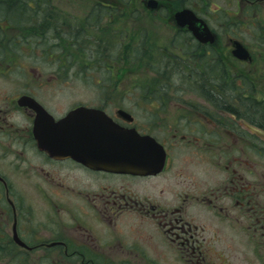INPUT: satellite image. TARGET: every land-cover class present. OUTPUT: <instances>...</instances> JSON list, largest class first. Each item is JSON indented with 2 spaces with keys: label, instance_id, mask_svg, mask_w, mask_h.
<instances>
[{
  "label": "flooded vegetation",
  "instance_id": "1",
  "mask_svg": "<svg viewBox=\"0 0 264 264\" xmlns=\"http://www.w3.org/2000/svg\"><path fill=\"white\" fill-rule=\"evenodd\" d=\"M118 5L106 8L115 13L129 4ZM19 6L2 4L1 34L10 23L11 35L16 31L1 37L7 52V42L18 45L16 35L22 30L29 38L34 26L23 30L37 5ZM133 6L154 13L153 22L167 28L166 41L181 39L169 49L152 44L151 53L165 56L175 76L190 70L191 61L200 76L197 109L182 117L178 83L179 99L176 91L171 99L139 100L153 124L141 132L139 116L119 107L78 103L61 112L31 92L17 98L0 92V264H264V0H156L153 11L145 0ZM7 7L29 10L10 17ZM185 8L205 23L211 41L195 39L169 18ZM153 37L151 43L162 42ZM224 87L232 98L222 95L221 104L214 93ZM80 108H96L116 132L162 147L88 148L79 122L86 118L65 119ZM101 151H133V169L141 163L148 172L100 168Z\"/></svg>",
  "mask_w": 264,
  "mask_h": 264
},
{
  "label": "rangeland",
  "instance_id": "2",
  "mask_svg": "<svg viewBox=\"0 0 264 264\" xmlns=\"http://www.w3.org/2000/svg\"><path fill=\"white\" fill-rule=\"evenodd\" d=\"M4 1L8 3L0 0V12L3 11ZM121 1L29 0L32 6L34 3L37 5V10L26 15L27 21L23 25V30L29 33L25 26L29 22L34 23L29 33L31 40L24 46L13 47V53L9 47L6 51V43L0 44V92L5 91L16 98L23 92H31L37 99L56 106L61 112L78 103L107 105L111 112L119 107L139 116L138 128L141 132L153 128L147 118L149 107L137 108V103H140L139 100H155L151 95L158 92L165 99H171L164 93V87L170 81V86L178 89L180 76H175L165 63L162 67L151 64L154 54L151 53L152 43L149 38L158 35L165 40L167 28L159 24L158 28L153 27L156 34L152 33L154 13L131 10L140 0H131L132 5L129 3L120 7L114 10L115 13L106 8L113 3L119 6ZM35 26L40 27L36 29ZM256 27V31H259L260 28ZM20 32V37L25 38L23 31ZM15 33L13 30V35L10 31L7 35L4 28L2 34L0 31V41L1 37L7 40L15 36ZM251 35L257 33L252 31L249 33ZM155 44L160 49L165 47L163 42ZM186 65L190 70H182V117L192 115L190 110L197 109L196 96L199 94V84L193 80V64L186 61ZM105 69L113 70L112 74L105 73ZM153 71L156 73L155 81H151ZM227 79L228 75L220 83L227 85ZM153 83L158 85L157 91L148 90ZM176 89L170 88V91L175 94ZM225 89L218 94L214 93L218 102L221 97V104L225 103L222 95L226 99L232 98L228 87ZM173 97L179 99V92ZM175 103L178 104V100ZM168 126H165L167 130ZM160 132L158 135L161 138L166 137L163 131ZM164 140L169 141V138Z\"/></svg>",
  "mask_w": 264,
  "mask_h": 264
},
{
  "label": "water",
  "instance_id": "3",
  "mask_svg": "<svg viewBox=\"0 0 264 264\" xmlns=\"http://www.w3.org/2000/svg\"><path fill=\"white\" fill-rule=\"evenodd\" d=\"M149 4H153V2L150 1ZM175 19L182 26L188 23L187 20H191V22H197L194 14L189 10H183L178 15H175ZM191 22L188 23V25H190ZM189 29L193 30L194 28L190 26ZM200 36L203 35L201 34ZM78 113L79 112H77L76 114ZM76 114L71 113L68 115L69 118H67L68 120H71L74 117L73 119L76 123L78 122V120H82V117L86 118L84 119L85 121L80 122L82 123V125H84V130L87 129L85 133L83 131L82 134H84L85 146L88 148L116 150L127 148L150 149L157 146V144H155V142L148 137H141L136 134L132 136L125 132L117 133L109 128H106L104 124H107V120H105V118L103 117H93L94 115L92 114V112L89 113L88 110L86 111L85 116H79L78 119L76 117ZM89 114H92V116ZM59 141L60 143L63 141L65 142V137H61ZM97 157H99L100 162L97 163L96 166L107 170H117L118 167H121L120 170H125V172H127L131 171L132 166H134V163L128 161V159L133 157V151H101ZM138 158L147 159V157L142 154H138ZM91 160L96 159L91 157ZM91 162L93 164V161ZM138 166L141 170L140 173L148 172L146 170H143L144 168H146V165L140 163L138 164ZM148 170L150 169L148 168Z\"/></svg>",
  "mask_w": 264,
  "mask_h": 264
},
{
  "label": "bare ground",
  "instance_id": "4",
  "mask_svg": "<svg viewBox=\"0 0 264 264\" xmlns=\"http://www.w3.org/2000/svg\"><path fill=\"white\" fill-rule=\"evenodd\" d=\"M7 2H8V4H12V7H16V5H18V7H21V6H19V4H25L26 3V0H13V1H11V0H6ZM5 4H6V2H5ZM34 5H35V3H34ZM9 7H7V10L9 11V13L11 14L10 15V17H12L13 15H15V14H17V13H22V12H27L28 10H29V8H27V9H24V10H21V9H16V8H10V9H8ZM180 13V10H177V9H175V10H173V14L172 15H170L169 16V18H171L172 17V20L173 21H175L176 22V20H175V15H178ZM195 18H196V15H195ZM153 19H154V15H153ZM168 19V18H167ZM2 21H4V18L3 19H1ZM10 21L11 22H14V20L12 19V18H10ZM167 22L168 23H171V20H167ZM187 22L188 23H190L191 22V20H187ZM186 22V23H187ZM188 23L187 24H185V25H183L182 26V28L183 27H186V29L188 30V28L191 26V27H193L194 29L192 30V34H193V36L195 37V38H197V39H199L201 36V34L203 35V33L205 32V30H206V25H205V23L204 22H202L201 21V19L200 18H197V22H191V24L190 25H188ZM162 25L161 23H157V22H154L153 23V25L151 26L152 27V29H153V31H152V33H155V30H154V26L155 27H159L160 25ZM32 25H34V23L32 24ZM12 27H13V24L12 23H10L8 26H7V28H6V30H7V35H9V31L12 29ZM34 27V26H33ZM144 27V26H143ZM35 28L37 29V28H39V26H35ZM189 32V31H188ZM11 34V33H10ZM41 34H43V32H41ZM39 35V36H41L42 37V35ZM146 34V33H145ZM156 34V33H155ZM190 34V33H189ZM167 34H165V36H166ZM21 35H16V38L15 39H17V40H19V44L18 45H16L15 44V41H14V39H12L10 42H7V46L10 48V52H14L13 50H11L13 47H16V48H18V46H24L25 45V43H27V41L29 40V38H21L20 37ZM153 40H159V41H162L163 42V44L165 45V47L166 48H174L176 45H178L179 44V42H181V39H179V40H176V42H171V41H166V40H164L163 38H162V36H156L155 35V37H153ZM183 41H184V37H182V43H183ZM152 44L153 45H156L155 43H153L152 42ZM45 54V53H44ZM46 55V54H45ZM51 57V56H50ZM153 58H152V61H151V64L152 65H156L157 67H162L163 65H164V63H165V61H166V59H165V56H163V55H153L152 56ZM177 65L179 66V64H178V62H177ZM105 71V73H107V74H112V72H113V70H111V69H105L104 70ZM118 71V70H117ZM117 71H115V73H118ZM194 74V73H193ZM193 80L195 81V83H197V82H199L200 81V76L196 73V71H195V74H194V76H193ZM179 83H182V76L180 77V79H179ZM171 85V83H170V81L167 83V85H165V87H164V93H166V94H172L173 92H171L170 91V88H169V86ZM177 92H179V90L177 89L176 90ZM151 97H154L155 98V100H162V99H164L165 100V97L163 96V94H161V93H154L153 95H151ZM45 118V116L43 115V114H40L39 115V117H38V120L40 119V120H43ZM38 120H37V122H38ZM80 122V121H79ZM81 128H82V126H80ZM72 143V142H71ZM73 144V143H72Z\"/></svg>",
  "mask_w": 264,
  "mask_h": 264
},
{
  "label": "trees",
  "instance_id": "5",
  "mask_svg": "<svg viewBox=\"0 0 264 264\" xmlns=\"http://www.w3.org/2000/svg\"><path fill=\"white\" fill-rule=\"evenodd\" d=\"M132 1L131 0H122L121 1V4H129L131 3Z\"/></svg>",
  "mask_w": 264,
  "mask_h": 264
}]
</instances>
